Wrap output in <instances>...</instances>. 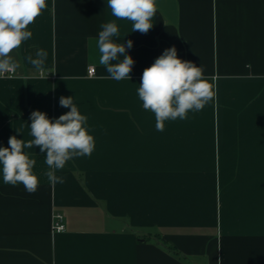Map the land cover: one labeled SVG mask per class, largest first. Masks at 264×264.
Listing matches in <instances>:
<instances>
[{"label":"crops","instance_id":"obj_1","mask_svg":"<svg viewBox=\"0 0 264 264\" xmlns=\"http://www.w3.org/2000/svg\"><path fill=\"white\" fill-rule=\"evenodd\" d=\"M157 5L147 34L116 21L114 41H133L130 80L107 78L90 55V38L94 47L114 19L107 0H47L28 26L32 37L12 53L21 68L0 78V147L32 139L33 111L53 120L70 111L64 96L87 117L95 148L57 170L65 182L55 185L46 153L24 149L36 160L34 194L0 175V264H264V0ZM172 46L203 65L215 98L161 132L137 89ZM38 49L48 53L43 76L25 59ZM55 212L62 232L51 228Z\"/></svg>","mask_w":264,"mask_h":264},{"label":"clouds","instance_id":"obj_2","mask_svg":"<svg viewBox=\"0 0 264 264\" xmlns=\"http://www.w3.org/2000/svg\"><path fill=\"white\" fill-rule=\"evenodd\" d=\"M46 8L47 0H0V78L11 79L21 68L20 61L12 53L32 37L28 26ZM107 8L114 19L100 26L102 30L94 47L90 38V55L98 52V62L109 74L107 78L130 80L135 61L126 54V49L132 48L133 41H114L113 38L120 35L116 21H130L131 32L147 34L154 25L152 20L158 11L157 0H107ZM47 56L44 49H38L36 58L29 55L25 59L43 76ZM49 73L54 72L49 70L47 75ZM137 94L143 109L154 114L156 130L161 132L166 121L185 120L190 111H201L215 98L213 85L204 75L203 65L180 59L175 46L165 49L150 67L143 70ZM59 103L70 111L55 120L44 112L33 111L29 125L32 139L25 142L13 135L9 137V147H0V175L5 185H22L29 194L37 191L36 160L24 151L26 148L35 146L41 153H46L45 163L49 171L45 175L52 185L65 182L64 177L57 176L55 172L62 170L69 160L91 156L95 142L87 128V117L80 114L73 97L61 96ZM221 259L217 264H221Z\"/></svg>","mask_w":264,"mask_h":264},{"label":"built area","instance_id":"obj_3","mask_svg":"<svg viewBox=\"0 0 264 264\" xmlns=\"http://www.w3.org/2000/svg\"><path fill=\"white\" fill-rule=\"evenodd\" d=\"M95 73L93 65L87 67V74L92 75ZM51 228L55 232H62L65 230L64 216L60 212H55L52 215Z\"/></svg>","mask_w":264,"mask_h":264},{"label":"trees","instance_id":"obj_4","mask_svg":"<svg viewBox=\"0 0 264 264\" xmlns=\"http://www.w3.org/2000/svg\"><path fill=\"white\" fill-rule=\"evenodd\" d=\"M167 247H168V249H171L173 251V248L171 246H167Z\"/></svg>","mask_w":264,"mask_h":264}]
</instances>
